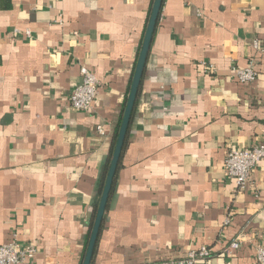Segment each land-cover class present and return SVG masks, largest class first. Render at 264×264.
<instances>
[{
  "label": "crops",
  "instance_id": "obj_1",
  "mask_svg": "<svg viewBox=\"0 0 264 264\" xmlns=\"http://www.w3.org/2000/svg\"><path fill=\"white\" fill-rule=\"evenodd\" d=\"M151 2L0 0V244H34L29 264L83 262ZM249 64L255 81L232 77ZM81 65L99 80L86 111L69 104ZM127 134L91 264L203 245L196 264H256L264 157L246 190L224 158L264 136V0H163Z\"/></svg>",
  "mask_w": 264,
  "mask_h": 264
},
{
  "label": "built area",
  "instance_id": "obj_2",
  "mask_svg": "<svg viewBox=\"0 0 264 264\" xmlns=\"http://www.w3.org/2000/svg\"><path fill=\"white\" fill-rule=\"evenodd\" d=\"M30 36V31L23 32ZM253 46L259 47V42L254 41ZM232 77L240 82H253L258 76L257 70L249 64L245 67L232 66ZM79 82L69 96L70 107L75 110H90L93 107L99 91V80L96 75L85 65L79 68ZM96 130L104 133L103 126L98 124ZM264 157V136L248 148H229L224 158V170L228 177L234 179L241 190L251 186L252 171ZM229 217V216H228ZM224 223L229 222V218ZM264 234V229H263ZM240 239L227 244L223 251L229 254L233 249L238 248ZM37 252L34 244L23 245L13 233L10 240L0 244V264H29ZM212 250L207 246H200L188 252L180 258L158 260L151 264H196L197 260L211 256ZM256 264H264V244L256 248Z\"/></svg>",
  "mask_w": 264,
  "mask_h": 264
},
{
  "label": "water",
  "instance_id": "obj_3",
  "mask_svg": "<svg viewBox=\"0 0 264 264\" xmlns=\"http://www.w3.org/2000/svg\"><path fill=\"white\" fill-rule=\"evenodd\" d=\"M163 0H153L148 22L142 38L141 47L136 60L129 93L123 110L120 126L118 129L116 141L114 144L112 156L109 162L105 182L101 191L100 199L95 211V216L90 231L86 252L82 264H91L94 247L99 234V229L103 220L106 204L109 199L110 189L113 183V177L117 169L118 161L127 135L135 101L138 95V89L143 76L147 56L149 53L153 34L157 25L158 17L162 8ZM91 214H89V217Z\"/></svg>",
  "mask_w": 264,
  "mask_h": 264
},
{
  "label": "trees",
  "instance_id": "obj_4",
  "mask_svg": "<svg viewBox=\"0 0 264 264\" xmlns=\"http://www.w3.org/2000/svg\"><path fill=\"white\" fill-rule=\"evenodd\" d=\"M152 3H153V0L151 2L150 7H149V11H148V15H147V21H148V18H149V14H150V10H151V7H152ZM159 17H160V14H159ZM159 17H158V20H159ZM138 53H137V56H138ZM121 118H122V113H121V115L119 117V120H118V122H117V124L115 126L114 131H113L112 140H111V146H110V149H109L108 154L106 156V159H105V162H104L103 171H102V174L100 176V180H99V184H98V198L101 195V191H102V188H103V185H104V182H105V178H106L107 170H108V167H109V162H110V159H111V156H112V152H113L114 144H115V141H116L118 129H119V126H120ZM127 135H126L125 142H124V145H123V148H122V152H123V150L125 148V145L127 143ZM122 152H121V155H120V158H119V161H118L116 172H115L114 177H113V183H112V186H111V189H110L109 199H108L107 204H106V209H105L104 215H105L106 211L109 209L110 200L112 199V197L114 195V192H115V188H116V184H117L118 170H119V168L121 166ZM103 218H104V216H103ZM91 224H92V219H91V223H90V225L88 227L89 233H90V229H91ZM88 238H89V236L86 237L85 245H87Z\"/></svg>",
  "mask_w": 264,
  "mask_h": 264
}]
</instances>
